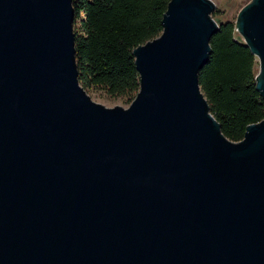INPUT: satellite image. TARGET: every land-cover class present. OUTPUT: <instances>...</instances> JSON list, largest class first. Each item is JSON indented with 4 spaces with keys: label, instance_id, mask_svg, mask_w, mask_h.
I'll use <instances>...</instances> for the list:
<instances>
[{
    "label": "water",
    "instance_id": "water-1",
    "mask_svg": "<svg viewBox=\"0 0 264 264\" xmlns=\"http://www.w3.org/2000/svg\"><path fill=\"white\" fill-rule=\"evenodd\" d=\"M214 8L170 0L108 106L79 79L73 0H0V264H264V118L231 139L199 81ZM237 30L264 97V0Z\"/></svg>",
    "mask_w": 264,
    "mask_h": 264
},
{
    "label": "trees",
    "instance_id": "trees-1",
    "mask_svg": "<svg viewBox=\"0 0 264 264\" xmlns=\"http://www.w3.org/2000/svg\"><path fill=\"white\" fill-rule=\"evenodd\" d=\"M169 1L73 0L81 84L102 86L111 94L132 93L133 99L140 88L134 48L161 34ZM210 43V59L199 70L201 88L223 132L239 141L250 123L264 118L258 59L230 17L220 19Z\"/></svg>",
    "mask_w": 264,
    "mask_h": 264
},
{
    "label": "rangeland",
    "instance_id": "rangeland-1",
    "mask_svg": "<svg viewBox=\"0 0 264 264\" xmlns=\"http://www.w3.org/2000/svg\"><path fill=\"white\" fill-rule=\"evenodd\" d=\"M215 2V8L212 11V16L214 18H226L230 17L237 21L239 11L242 7L248 4L251 0H213ZM216 11V12H215ZM213 12L215 14H213ZM79 25V20L74 21V27ZM258 59V57H257ZM259 69V60L257 62ZM88 93L93 99L99 101L105 105L113 106L116 104H121L123 106H129L132 102V93H122V94H111L107 91L105 87L102 86H86Z\"/></svg>",
    "mask_w": 264,
    "mask_h": 264
}]
</instances>
